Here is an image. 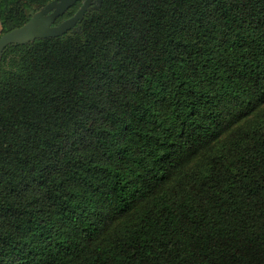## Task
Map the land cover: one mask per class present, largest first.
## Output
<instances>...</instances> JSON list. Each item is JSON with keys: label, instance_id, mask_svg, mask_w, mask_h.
Returning <instances> with one entry per match:
<instances>
[{"label": "trees", "instance_id": "trees-1", "mask_svg": "<svg viewBox=\"0 0 264 264\" xmlns=\"http://www.w3.org/2000/svg\"><path fill=\"white\" fill-rule=\"evenodd\" d=\"M49 1L0 0V34ZM0 264H264V0H101L8 45Z\"/></svg>", "mask_w": 264, "mask_h": 264}, {"label": "water", "instance_id": "water-1", "mask_svg": "<svg viewBox=\"0 0 264 264\" xmlns=\"http://www.w3.org/2000/svg\"><path fill=\"white\" fill-rule=\"evenodd\" d=\"M77 0H51L36 11L22 25L0 34V57L8 45L24 44L36 38L56 37L68 30L75 29V24L82 19L86 10L93 5L98 8L101 0H82L75 13L54 24Z\"/></svg>", "mask_w": 264, "mask_h": 264}, {"label": "rangeland", "instance_id": "rangeland-1", "mask_svg": "<svg viewBox=\"0 0 264 264\" xmlns=\"http://www.w3.org/2000/svg\"><path fill=\"white\" fill-rule=\"evenodd\" d=\"M39 9H40V8H39ZM39 9H38V10H39ZM38 10H36V11H38ZM36 11L30 12V16H32ZM30 16H29V17H30Z\"/></svg>", "mask_w": 264, "mask_h": 264}]
</instances>
